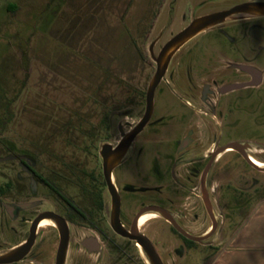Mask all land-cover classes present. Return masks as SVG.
Segmentation results:
<instances>
[{
	"label": "rangeland",
	"instance_id": "1",
	"mask_svg": "<svg viewBox=\"0 0 264 264\" xmlns=\"http://www.w3.org/2000/svg\"><path fill=\"white\" fill-rule=\"evenodd\" d=\"M243 1L247 0H0V160L20 153L40 159L94 155L103 138L113 133L110 127L104 136L107 123L115 128L120 114V122L129 125L141 115L140 92L156 71L151 44L157 56L195 17ZM249 27L245 37H234L251 57L248 50L251 45L256 50L261 33ZM208 31L182 47L175 67L191 47L228 50L230 39ZM255 57L264 71V51ZM221 66L216 72L225 73L226 62ZM229 110L227 122L237 125L225 129V138L248 144L250 156L264 163V98L251 96ZM181 111L167 89L157 94L155 118ZM168 133L175 137L173 131ZM3 170L0 161V174ZM208 189L219 224L216 233L205 243H195L183 258L173 251L180 239L170 235L168 264L211 262L231 232L264 202V173L227 151L215 162ZM206 225L201 222L200 233ZM5 247L0 231V254ZM39 247L46 250L40 260L50 264L47 238Z\"/></svg>",
	"mask_w": 264,
	"mask_h": 264
},
{
	"label": "flooded vegetation",
	"instance_id": "2",
	"mask_svg": "<svg viewBox=\"0 0 264 264\" xmlns=\"http://www.w3.org/2000/svg\"><path fill=\"white\" fill-rule=\"evenodd\" d=\"M248 1L264 2L241 3ZM247 17L206 32L215 31L218 37L230 39L227 51L214 46L191 47L183 51L176 67L174 59L184 47L174 55L155 91L154 110L157 94L162 95L167 89L178 99L182 111L175 116L156 118L153 112L150 122L126 153L118 157L110 183L105 176V160L114 157L110 153L119 148L124 136L142 120L153 76L140 92L142 112L137 122L125 125L120 122L119 114L115 128L113 123L111 126L107 123L104 136L110 127L113 133L103 138L94 155L84 159L62 155L40 159V156L20 153L0 160L4 166L0 174V231L6 245L4 253L28 244L33 224L43 217L36 225L31 246L26 247L27 255L12 264H43L40 257L46 250H40L42 238L48 240L50 264L57 263L62 240L66 243L65 264H153L141 235L150 241L149 249L155 251L160 262L168 264L170 235L180 239L179 246L173 250L179 258L197 243L178 232L169 220L192 236L211 231L212 221L202 199V175L217 149L239 142L224 136L225 129L237 125V122H227L229 109L254 95L258 100L264 98V71L256 64L255 57L264 51V16ZM249 24L248 31L257 29L261 33L256 50L254 45L248 50L253 54L251 57L234 37H245V27ZM223 61L225 73L216 72L220 71ZM241 66L252 70H243ZM195 71L203 72V76H194ZM231 85L241 87L226 91ZM173 119L175 123L170 122ZM218 129L222 131L219 135ZM168 131H173L175 137L170 138ZM231 152L244 160L238 152ZM249 152L250 149L247 150L250 156ZM218 157L209 169L207 188ZM250 157L254 162L263 163ZM208 194L214 207L209 189ZM144 217L147 218L143 221ZM44 219L52 224L42 227ZM202 221L208 225L200 233Z\"/></svg>",
	"mask_w": 264,
	"mask_h": 264
},
{
	"label": "water",
	"instance_id": "3",
	"mask_svg": "<svg viewBox=\"0 0 264 264\" xmlns=\"http://www.w3.org/2000/svg\"><path fill=\"white\" fill-rule=\"evenodd\" d=\"M245 16H264V2L249 1L242 4H238L226 10H221L210 14H205L202 16L195 17L184 29H182L180 32L174 35L168 42H166V44L162 47V49L160 50L157 56L154 54V50H153L154 42L153 44H151L149 51L151 53V58L154 60L156 64V71L153 75V78L147 90L146 110L142 120L137 124L134 130H132L129 134L124 136V140L119 146V148L115 152L110 153V155L114 157L105 160V165H106L105 176L108 183L111 182L112 168L114 167V165H116L118 161V157L119 156L121 157L126 153V150L130 146L132 141L139 135V133L142 132L144 127L150 122L154 112L155 91L159 86V84L163 81L164 77L166 76L169 64L172 58L174 57V55L188 42H190L191 40H193L195 37L202 34L203 32L210 30L223 23H226L228 21L243 18ZM240 68L247 71L252 70L251 67L241 66ZM240 87L241 86L238 85H231L226 87L225 89L226 91L227 90L229 91ZM248 148L249 145L246 143L231 142L217 149L212 154V159L202 175V179H201L202 199L204 201V204L212 221L211 231L206 235L192 236L187 232H185L180 226L169 220L178 232L186 236L191 241L197 243H205L212 235L216 233L219 224L206 185V179L209 169L218 156L231 150L238 152L252 168H254L259 172L264 173V167H260L254 164L251 157L248 155L247 153ZM104 153L105 152L102 151V154ZM42 218L43 217L38 218L33 224L31 230L32 238H30L29 243L22 247L9 251L7 253L0 254V264L17 263L24 259V257L28 253V249L26 247L31 246L33 242V235L36 230V225L40 222ZM141 238H143L142 243H144V247H146V249L148 250L150 257L152 258L153 264H162L158 256L156 255L155 251L154 250L151 251L149 249L151 246L150 241L145 239L146 237H144L143 235H141ZM65 257H66V243L64 240H62L59 248L56 264H65Z\"/></svg>",
	"mask_w": 264,
	"mask_h": 264
},
{
	"label": "crops",
	"instance_id": "4",
	"mask_svg": "<svg viewBox=\"0 0 264 264\" xmlns=\"http://www.w3.org/2000/svg\"><path fill=\"white\" fill-rule=\"evenodd\" d=\"M227 238L223 249L208 264H264V202Z\"/></svg>",
	"mask_w": 264,
	"mask_h": 264
},
{
	"label": "bare ground",
	"instance_id": "5",
	"mask_svg": "<svg viewBox=\"0 0 264 264\" xmlns=\"http://www.w3.org/2000/svg\"><path fill=\"white\" fill-rule=\"evenodd\" d=\"M247 17V16H246ZM248 18V17H247ZM231 151V150H229ZM253 161V160H252ZM254 162V161H253ZM254 164H256L257 166H260V167H264V163H257V162H254ZM148 217V216H147ZM147 217H144L143 221L147 218ZM45 220V219H44ZM52 223L48 220H45L44 223L42 224V227H46V226H50Z\"/></svg>",
	"mask_w": 264,
	"mask_h": 264
},
{
	"label": "trees",
	"instance_id": "6",
	"mask_svg": "<svg viewBox=\"0 0 264 264\" xmlns=\"http://www.w3.org/2000/svg\"><path fill=\"white\" fill-rule=\"evenodd\" d=\"M14 8H16V6H14Z\"/></svg>",
	"mask_w": 264,
	"mask_h": 264
}]
</instances>
